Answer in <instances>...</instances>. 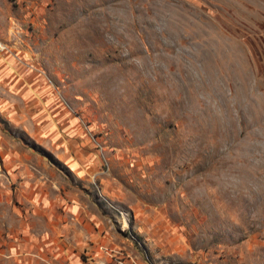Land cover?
Instances as JSON below:
<instances>
[{
	"label": "rangeland",
	"instance_id": "1",
	"mask_svg": "<svg viewBox=\"0 0 264 264\" xmlns=\"http://www.w3.org/2000/svg\"><path fill=\"white\" fill-rule=\"evenodd\" d=\"M0 40L64 138L0 115L59 197L0 162V264H264V0H0Z\"/></svg>",
	"mask_w": 264,
	"mask_h": 264
},
{
	"label": "crops",
	"instance_id": "2",
	"mask_svg": "<svg viewBox=\"0 0 264 264\" xmlns=\"http://www.w3.org/2000/svg\"><path fill=\"white\" fill-rule=\"evenodd\" d=\"M7 59L0 57V88L4 91L7 88L9 92L7 98L0 102V115L5 117L10 126L19 127L20 129L23 127L24 131L28 132V136L36 128L35 125H38L40 126V131H54L56 135L58 134L59 141L64 140L62 135L57 131L59 130L60 123H62L61 119H57L55 111L52 113L50 111L53 105L50 108L49 102H52L53 99L51 97L49 99V95L47 94L48 89L39 81L32 83L28 76L17 71L13 67L12 62ZM14 91H22L24 95L20 97ZM28 107L35 109L34 114L37 115L36 118L32 120L28 119ZM37 118L42 120L38 122ZM29 123H32L33 128L29 126ZM5 131L0 128V162L6 165L8 171L10 170V176L17 180L22 188L32 186L31 183H34V186H39V195L44 202L57 203L59 197L55 196L53 198V196L44 191L46 190L45 186L48 184L47 178L44 176V171H47V164L43 163L31 149L16 147L14 142L10 141L13 138L9 137ZM3 142L11 145L12 148L5 147ZM31 174L33 175L32 179H28ZM51 209V206L46 207L45 212ZM90 214L92 217L89 216ZM90 214L83 219L85 220L83 225L85 230L94 233L96 232L95 217L94 213ZM74 218L81 221L77 215Z\"/></svg>",
	"mask_w": 264,
	"mask_h": 264
},
{
	"label": "built area",
	"instance_id": "3",
	"mask_svg": "<svg viewBox=\"0 0 264 264\" xmlns=\"http://www.w3.org/2000/svg\"><path fill=\"white\" fill-rule=\"evenodd\" d=\"M8 54H10L8 45L3 40H0V56H5Z\"/></svg>",
	"mask_w": 264,
	"mask_h": 264
}]
</instances>
